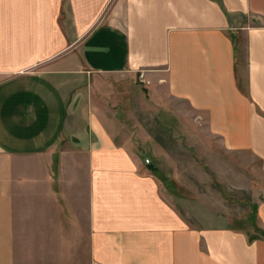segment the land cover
I'll return each mask as SVG.
<instances>
[{
    "label": "crops",
    "instance_id": "1",
    "mask_svg": "<svg viewBox=\"0 0 264 264\" xmlns=\"http://www.w3.org/2000/svg\"><path fill=\"white\" fill-rule=\"evenodd\" d=\"M244 156L264 0H0V264H264Z\"/></svg>",
    "mask_w": 264,
    "mask_h": 264
},
{
    "label": "rangeland",
    "instance_id": "2",
    "mask_svg": "<svg viewBox=\"0 0 264 264\" xmlns=\"http://www.w3.org/2000/svg\"><path fill=\"white\" fill-rule=\"evenodd\" d=\"M263 21L262 19H258ZM245 38L243 37V35L239 36V41H240V46L241 49L246 50V44H245ZM244 51V55H245ZM242 54V52H241ZM241 79H242V83L245 86L246 85V72H245V66L244 64H242L241 66ZM243 161H244V174L246 176L245 178V182L243 184L244 188L242 189V193L241 194H237L238 198H243V211L245 214V222H248L247 224L249 225V227L251 226V220L248 219V216H252L253 212L250 213L249 215L247 214V210H249L250 205L252 206V211H253V203H252V199L254 197H257L258 194L257 192H259L260 197H263L264 194V174L262 172V163L261 160L259 159H254L253 161L250 159V157L248 156H244L243 157ZM251 180L253 187L249 184L248 180ZM248 215V216H247ZM247 216V217H246ZM244 227H246V223L243 224Z\"/></svg>",
    "mask_w": 264,
    "mask_h": 264
},
{
    "label": "built area",
    "instance_id": "3",
    "mask_svg": "<svg viewBox=\"0 0 264 264\" xmlns=\"http://www.w3.org/2000/svg\"><path fill=\"white\" fill-rule=\"evenodd\" d=\"M139 80H140L141 82H143V83H149V81L146 80V78H145V74H144V72H141V73L139 74ZM146 161L149 162V159H147Z\"/></svg>",
    "mask_w": 264,
    "mask_h": 264
}]
</instances>
